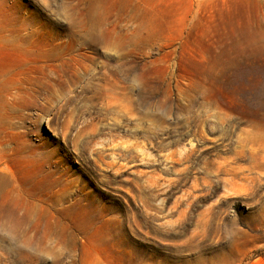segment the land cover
Returning a JSON list of instances; mask_svg holds the SVG:
<instances>
[{
	"label": "rangeland",
	"instance_id": "rangeland-1",
	"mask_svg": "<svg viewBox=\"0 0 264 264\" xmlns=\"http://www.w3.org/2000/svg\"><path fill=\"white\" fill-rule=\"evenodd\" d=\"M0 264H264V0H0Z\"/></svg>",
	"mask_w": 264,
	"mask_h": 264
},
{
	"label": "bare ground",
	"instance_id": "bare-ground-1",
	"mask_svg": "<svg viewBox=\"0 0 264 264\" xmlns=\"http://www.w3.org/2000/svg\"><path fill=\"white\" fill-rule=\"evenodd\" d=\"M86 37H88V36H86ZM92 38H93V36H91Z\"/></svg>",
	"mask_w": 264,
	"mask_h": 264
}]
</instances>
